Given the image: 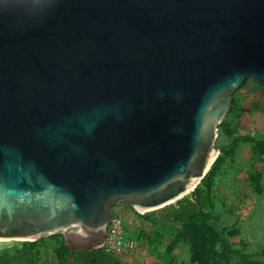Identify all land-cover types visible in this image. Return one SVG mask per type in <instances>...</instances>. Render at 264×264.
<instances>
[{"label": "water", "instance_id": "obj_1", "mask_svg": "<svg viewBox=\"0 0 264 264\" xmlns=\"http://www.w3.org/2000/svg\"><path fill=\"white\" fill-rule=\"evenodd\" d=\"M246 79L264 0H0V241L99 249L186 197Z\"/></svg>", "mask_w": 264, "mask_h": 264}, {"label": "rangeland", "instance_id": "obj_2", "mask_svg": "<svg viewBox=\"0 0 264 264\" xmlns=\"http://www.w3.org/2000/svg\"><path fill=\"white\" fill-rule=\"evenodd\" d=\"M230 109L218 127L215 148L228 147L236 137L253 141L242 143L226 159L218 172L210 198L212 225L226 229L231 254L221 264H264V84L246 79L231 96ZM219 155L221 152L218 150ZM121 217L127 238L142 246V253L130 256L122 264H190L191 245L200 240L197 228L162 220L163 212L153 216L137 215L127 204L113 211ZM147 215V214H146ZM226 235V234H225ZM21 241H0V253L19 249ZM40 264H62L57 252L63 244L61 236L34 242Z\"/></svg>", "mask_w": 264, "mask_h": 264}, {"label": "trees", "instance_id": "obj_3", "mask_svg": "<svg viewBox=\"0 0 264 264\" xmlns=\"http://www.w3.org/2000/svg\"><path fill=\"white\" fill-rule=\"evenodd\" d=\"M233 103V101H231ZM229 109V113H231ZM226 127L221 123L219 128ZM242 143L258 145L256 141L247 137L239 136L232 140L226 148L218 149L221 154L211 166L210 170L200 184L186 197L169 205L161 211L164 213L162 220H172L189 228H197L200 240L191 245L190 264H221L220 260L228 261L231 249L227 243L226 229L218 231L212 225L210 214V198L213 185L218 172L221 170L226 159L233 155V151ZM154 212L144 217H152ZM226 234V235H225ZM57 258L62 264H122L121 261L106 254L102 248L92 250H72L61 245L57 252ZM0 264H40L38 251L34 242H23L19 249L6 250L0 253ZM245 264H254L245 260Z\"/></svg>", "mask_w": 264, "mask_h": 264}, {"label": "built area", "instance_id": "obj_4", "mask_svg": "<svg viewBox=\"0 0 264 264\" xmlns=\"http://www.w3.org/2000/svg\"><path fill=\"white\" fill-rule=\"evenodd\" d=\"M114 211V209H113ZM121 217L114 212L107 226V234L100 248L112 257L123 261L142 253V246L132 238H127Z\"/></svg>", "mask_w": 264, "mask_h": 264}]
</instances>
